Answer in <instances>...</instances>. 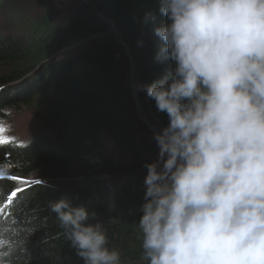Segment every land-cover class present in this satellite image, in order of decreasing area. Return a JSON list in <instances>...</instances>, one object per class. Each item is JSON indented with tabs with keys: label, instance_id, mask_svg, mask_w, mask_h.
Returning a JSON list of instances; mask_svg holds the SVG:
<instances>
[{
	"label": "trees",
	"instance_id": "1",
	"mask_svg": "<svg viewBox=\"0 0 264 264\" xmlns=\"http://www.w3.org/2000/svg\"><path fill=\"white\" fill-rule=\"evenodd\" d=\"M86 1L20 0L7 9L21 33L0 35V121L24 105L49 126L24 142L0 143V173L8 175L0 177V235L26 239L7 257L12 264H83L46 208L61 197L99 214L123 264H145L133 224L142 216L144 164L157 159L158 147L130 94H123L129 74L124 52L92 8L119 28L137 63L139 85L173 67L154 59L162 43L154 28L166 18L159 0ZM146 12L156 18L144 25ZM139 98L154 128L167 126L166 113L140 88ZM105 139L117 147V158L105 154ZM12 176L36 180L19 185Z\"/></svg>",
	"mask_w": 264,
	"mask_h": 264
},
{
	"label": "clouds",
	"instance_id": "2",
	"mask_svg": "<svg viewBox=\"0 0 264 264\" xmlns=\"http://www.w3.org/2000/svg\"><path fill=\"white\" fill-rule=\"evenodd\" d=\"M158 11L154 59L173 67L138 86L169 121L144 164L140 259L264 264V0H159ZM46 208L83 264H123L97 212L67 197ZM23 243L0 235V264Z\"/></svg>",
	"mask_w": 264,
	"mask_h": 264
},
{
	"label": "rangeland",
	"instance_id": "3",
	"mask_svg": "<svg viewBox=\"0 0 264 264\" xmlns=\"http://www.w3.org/2000/svg\"><path fill=\"white\" fill-rule=\"evenodd\" d=\"M19 1L20 0H0V26H1L0 35H4L6 33V34H12L14 36H17L19 33H21L20 29L18 30L17 28H14L15 22L13 24L11 19H9L7 17V14H6V13H8L7 9H11L10 7L17 5L19 3ZM92 13L96 17L99 14H103L102 12L98 11L95 7L92 8ZM103 16H105V15L103 14ZM15 17H16V14H15ZM20 18H21L20 16L17 17L18 20ZM107 20H110V19L107 18ZM8 23L13 24V25H10L8 28L7 27ZM105 25L107 26V24H105ZM114 25L119 30V28L117 27V25L115 23H114ZM5 28H8V29L3 31V29H5ZM107 28H108V26H107ZM118 33H119L118 35L116 33H113V34H115L114 36L117 38H119V36L121 37V39L119 40V42L121 44H124V43L126 44L125 39L122 36L120 30L118 31ZM69 48L70 47L62 49L60 52V55H62L63 53H67L69 51ZM128 48H129V46H128ZM129 51H130V49H129ZM123 52H124L127 64L129 66V74H128V78H127V84H125V88L123 89V94L124 95H126L128 93L130 94L131 103L134 106L136 115H137L138 119L140 120L142 127L145 128V131H147V133L154 136V132H156L157 130L153 126V121H152V118L150 117L148 108H146L143 105V103L141 102V100L139 98V87H138L139 86V77H138L137 63L134 60V57L130 51L129 55H130V59L133 63V72L131 75V66H130V62H129V57L124 50H123ZM142 113H143V115H141ZM11 114L13 115L12 117L8 118L7 120L0 121V124H2L4 126V129H5L3 132H0V140H2V141L14 139L16 141L24 142L26 140H29L31 138V136H33L34 134H36L38 132L49 131L48 123L43 121L42 119H40L32 109H30L24 105H21L20 107L16 108L15 110L14 109L11 110ZM143 116L147 119V121L150 125L146 124ZM103 135H105L104 132L102 133V136ZM104 152H105V154L110 155L114 158H117V156H118L117 147L108 139L104 140ZM30 180H32V179H30V178H18L17 182L19 185H24L25 183L29 182Z\"/></svg>",
	"mask_w": 264,
	"mask_h": 264
},
{
	"label": "water",
	"instance_id": "4",
	"mask_svg": "<svg viewBox=\"0 0 264 264\" xmlns=\"http://www.w3.org/2000/svg\"><path fill=\"white\" fill-rule=\"evenodd\" d=\"M80 1H82V2H84L85 4H88V2L86 1V0H80ZM97 17L98 18H100L101 20H102V22L103 23H105V24H107V22H106V19L103 17V14H99V15H97ZM111 23H113L112 21H110ZM114 24V23H113ZM107 26H108V31H112V29H111V27L107 24ZM115 35V34H114ZM116 40H117V42L119 43V45H120V47H121V49H123L125 52H126V54L128 55V57H129V62H130V66H131V75H132V72H133V63H132V61H131V59H130V55H129V53H130V51H129V48H128V46L124 43V44H121L120 42H119V40H118V38L116 37ZM124 42V41H123Z\"/></svg>",
	"mask_w": 264,
	"mask_h": 264
},
{
	"label": "bare ground",
	"instance_id": "5",
	"mask_svg": "<svg viewBox=\"0 0 264 264\" xmlns=\"http://www.w3.org/2000/svg\"><path fill=\"white\" fill-rule=\"evenodd\" d=\"M103 17L106 19L107 24L111 27L112 32H113V33H116V34L118 35V34H119V33H118V29L115 27V25H114L113 23L110 22L111 20H107V18H106L105 16H103ZM120 39H121V37L119 36L118 40H120ZM20 106H21V105H20ZM20 106H18V107H20ZM15 109H16V108H15ZM15 109H14V110H15ZM141 115H143V113H142ZM143 117H144V116H143ZM7 119H8V118H6L5 120H7ZM144 121L146 122L147 125H150L145 117H144ZM16 178H19V177H16ZM18 190H20V189H18Z\"/></svg>",
	"mask_w": 264,
	"mask_h": 264
},
{
	"label": "snow or ice",
	"instance_id": "6",
	"mask_svg": "<svg viewBox=\"0 0 264 264\" xmlns=\"http://www.w3.org/2000/svg\"><path fill=\"white\" fill-rule=\"evenodd\" d=\"M4 130H5L4 126L2 124H0V132H3ZM3 142L4 141L0 140V143H3ZM0 175H2V174H0ZM11 179H16V177L12 176ZM34 183H41V181H34ZM16 195H17V192H15V191L11 193V197H16Z\"/></svg>",
	"mask_w": 264,
	"mask_h": 264
}]
</instances>
